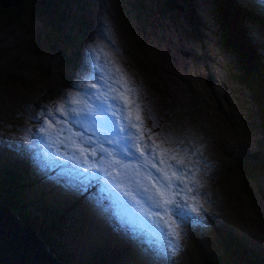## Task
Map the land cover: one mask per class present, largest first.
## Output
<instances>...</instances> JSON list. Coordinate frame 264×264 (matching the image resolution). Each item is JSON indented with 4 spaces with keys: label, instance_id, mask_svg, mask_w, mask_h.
Instances as JSON below:
<instances>
[{
    "label": "rangeland",
    "instance_id": "1",
    "mask_svg": "<svg viewBox=\"0 0 264 264\" xmlns=\"http://www.w3.org/2000/svg\"><path fill=\"white\" fill-rule=\"evenodd\" d=\"M55 1L60 3L59 0ZM163 1L87 0L88 15L93 16L90 22L95 27L89 31L88 37L81 38L76 54L86 66L84 69L74 68V61L62 64L63 57L54 43L56 37L49 38V34L45 37L49 24L46 25L41 17L32 16L28 11L29 5L18 6L8 14L0 12V116L11 115L1 121L9 122L15 112V125L22 132H31L37 124L32 117V113L37 114L36 105H42L44 109L50 106V102H45L44 95L39 98L38 95L45 87L49 88L55 83L69 84L63 86L67 97L88 78L87 90L90 94L115 89L119 84L120 90L133 101L131 107L134 114L139 112L141 115L144 141L155 136L157 140L152 141L158 155L168 161L162 167L172 181L179 177V188L173 183V191L182 189L181 197H187L190 206H202L204 210L202 222H185L178 228L181 231L179 250L174 254L166 252L159 258L158 264H209L208 258H205L207 254L218 264L220 248L216 251L212 242H220L216 238L211 240V229H223L234 243L250 245L264 253V168L259 162L264 161V129L260 117L262 105L250 95L249 84L239 79L240 66L235 54L226 52L219 43L217 23L222 22L215 17H220L215 1L191 0L188 7L193 21L187 15L181 17L177 7L176 10L174 5L167 7ZM243 1L254 4L250 5L251 10L253 6L260 5L259 0ZM50 3L54 4V0H50ZM137 3L142 7L132 6ZM78 6L82 7L80 4ZM244 8L248 12V7ZM47 13L50 18L49 3ZM257 14L242 16L244 24L240 27L248 43L255 42L254 48L255 44L262 47L259 53L254 50L259 61H262L264 7ZM61 21L63 16L58 18L59 34L65 30L64 26L59 25ZM65 23H69V20ZM195 30L198 33L188 34ZM67 53L71 56L70 49ZM67 67H71V73ZM207 67L212 68L209 72L211 75ZM63 74L61 80L59 77ZM154 87L159 92H155ZM49 100L54 101L57 114L61 117L63 113L60 110L66 105L64 96L49 91ZM205 107L209 108L211 118L203 115ZM146 118L159 125V133L149 134L143 125ZM52 129H56L53 124ZM213 130L216 131L215 135ZM217 133L224 135L219 138ZM15 134L14 128L9 125L0 127V136L5 135L3 140L8 142L6 145L18 143L19 138L23 137ZM46 135L48 138L47 132ZM220 142L225 145H220ZM24 145L25 151L31 148L36 150L32 144L24 142ZM49 149L53 151L54 148ZM41 154L34 155L38 162L43 163L46 156ZM245 163L248 165L244 166ZM199 165L203 170H197ZM236 165L243 170L230 168ZM173 171L177 177H172ZM47 175V170L37 168L33 175L24 174L15 187L16 193H28L30 207L42 213L41 220L35 218L38 221L37 230L42 236L49 232L51 225L59 229L65 227V240L70 236L73 245L89 249L91 255L100 253L103 261L112 259L110 264H114L115 255L116 264H156L155 253L144 252V248L148 247L146 244L137 247L127 239L126 246L122 243L124 238L109 226L110 223L119 224V218L111 209L104 218H100L83 201L63 195L59 188L49 183V192L53 187L57 188L56 198L61 196L69 203L64 217L56 218L60 212L30 192L33 181L29 182V176L35 184L42 185L46 182L41 177ZM0 199L3 201V198ZM211 211L215 213L213 227ZM9 212L17 220L16 212L11 209ZM138 216L142 223L129 224V230H124V227L126 234L134 235L132 228L135 227L138 241L151 238L158 241L153 248H166L172 238L163 240L164 230L158 221L153 219L147 222V216ZM177 224L180 222L177 221ZM153 229H158L155 236L150 235ZM226 249L229 250L227 246ZM127 250L130 252L126 253ZM248 254H251L250 249ZM122 257L124 259L121 260ZM80 259V263L74 261L72 264H100L98 258L86 259L84 252H81ZM244 261L245 264H264L260 255L242 258V263ZM226 263L230 264L231 261Z\"/></svg>",
    "mask_w": 264,
    "mask_h": 264
},
{
    "label": "snow or ice",
    "instance_id": "2",
    "mask_svg": "<svg viewBox=\"0 0 264 264\" xmlns=\"http://www.w3.org/2000/svg\"><path fill=\"white\" fill-rule=\"evenodd\" d=\"M259 3L264 7V0H259ZM64 99L67 100V93ZM132 103L117 84L115 89L92 93L90 102H85L82 107L75 106L78 101H72L60 110L63 115L58 122L45 111L44 115L57 127L53 130L50 123L47 128L40 129L49 134L48 146L55 149L41 164L49 173L41 179L59 188L69 198L82 200L100 218H104L110 209H115L119 224L110 223L112 230L137 247L146 244L148 247L144 252H154L158 264L166 252L174 254L179 250L181 231L178 228L185 222H202L204 210L202 206H190L187 197H181L182 189L173 191V183L179 188V177L173 171L172 177L177 179L172 181L164 167H157L158 164L167 165L168 161L155 160L151 145L143 139L141 115L139 112L134 114ZM7 146L19 154V145L9 143ZM149 166L156 170L155 173ZM142 170L147 171L148 178L156 179L159 187L147 184ZM161 173L163 179L159 178ZM161 211L168 217L164 224L170 229L172 238L166 248H153L158 241L151 238L138 241L135 227L132 228V236L123 230L125 224L142 223L138 213L160 217ZM157 231L153 229L150 235L155 236Z\"/></svg>",
    "mask_w": 264,
    "mask_h": 264
},
{
    "label": "trees",
    "instance_id": "3",
    "mask_svg": "<svg viewBox=\"0 0 264 264\" xmlns=\"http://www.w3.org/2000/svg\"><path fill=\"white\" fill-rule=\"evenodd\" d=\"M74 1V2H73ZM191 0H165L163 1V4L169 7V5L173 4L174 8L176 10V7L178 8L179 12L181 13V17L183 15H187L190 20L191 19V11H189L188 4ZM235 3H237V0H233ZM58 3L54 0V4L50 3V0H42L39 3H35L34 0H21L18 2L15 7L14 6H0V12L3 14L11 13V9H18L19 7H23L25 5H29L28 11L29 13L34 17H41L45 20L46 25L49 24V32L47 33L45 31V34L47 37L49 34L50 37H56V41H54L55 44H57V48L60 51V55L63 57L62 64L64 62H75L74 67H86L81 63L80 58L76 55L79 51V43L81 38H84V36L88 37L89 31L95 27V25H91V17L88 15V8L87 6V0H59ZM49 3V13L52 14V16L49 18V14L47 13V7ZM78 4L82 5V7L78 6ZM240 6V3H238ZM251 4L246 3V6L248 7V12H246L242 16H247L249 14L251 15H258L255 8L251 10L250 7ZM92 6V4L90 5ZM134 8L136 7H142L140 3H137L136 5H132ZM12 7V8H11ZM51 8V9H50ZM11 16V15H10ZM63 16L62 25L59 23L60 26H64L65 30L59 34L58 30V18ZM237 18V22L239 25H243L244 21L242 18ZM54 17V18H53ZM8 19V17H7ZM12 19V17H11ZM10 20V19H8ZM67 20H69V23H65ZM193 21V20H192ZM15 22V21H12ZM222 24L217 23V31L219 35V43L221 47L226 52H233L235 56L237 57L238 65L240 66V72H239V79L242 80L243 83H248L250 88V95L257 103H261L262 108L260 112L261 117V124L264 127V60L259 61L258 57L255 53L249 58V61L241 59V57L238 54L237 48L233 47L232 45H229L226 40V34H227V28L226 25L221 21ZM194 26H196L194 24ZM199 28V27H197ZM190 33H198V30L195 31H189ZM52 46V45H49ZM71 50V56L67 53V50ZM258 53L260 50H262V47L258 44H255V48ZM61 66V65H60ZM59 66V67H60ZM133 70V69H132ZM64 75L60 76V79L62 80ZM60 90V84L55 83L53 86L47 88L45 87L38 95V98L40 95H44L45 99L48 98L49 91H59ZM155 92H159L157 87H154ZM162 122V121H161ZM163 123V122H162ZM159 124L160 121H159ZM143 125L149 130V134L151 133H159L161 129H158L159 125L154 124L151 122L150 119L146 118L143 121ZM162 126V125H161ZM143 133V132H142ZM191 136L190 134H187ZM162 138V137H160ZM151 140H157L155 136L149 137ZM149 140H147L145 143H147ZM31 151V150H30ZM35 152V150L33 149ZM33 151L27 152L28 155H22L19 156L27 157V156H33ZM15 154V153H14ZM35 154V153H34ZM257 156V155H256ZM256 159H259V157H256ZM263 168H264V161H259ZM13 163L16 164V159L13 160ZM12 163V164H13ZM248 164L245 163L244 166H247ZM228 166V165H227ZM30 166H28L29 168ZM232 170L235 168L243 170L240 166H231ZM197 170H203L201 165L198 166ZM23 177L22 174L17 173L15 170L7 169L0 175V205L9 207L12 211H15L17 214V220L23 223L29 224L33 229L36 230V233L39 235L40 239L45 243L47 248L52 251V253L59 258L63 263L65 264H72L74 261L79 262V259L81 257V252L85 253L86 259L89 257H92L93 259H99L100 264H110L112 259L110 261H106L102 259L100 256L101 254L98 253L95 255H91L89 253V249H81L78 246L73 245V243L70 240V236L68 239H64L63 235L66 228H58L55 226H49V232L42 234L37 230V222L35 220L36 217L41 220L43 217L42 213L37 212L33 208L30 207L28 204V200L30 199L27 195H22L20 192H15V187L17 185L18 180H20ZM30 182V181H29ZM2 195V197H1ZM51 207H54L56 210L60 212V214L56 217L59 219H62L64 217V214L66 213V207H69L68 204H62V205H55V204H49ZM69 214V212H67ZM49 215L50 212H49ZM209 218V217H208ZM69 219V218H68ZM210 219V218H209ZM212 224V221H211ZM62 226V224H60ZM213 227V224H212ZM67 233L69 235V230H67ZM59 235V237L57 236ZM215 238L220 242L218 244L217 242H212L214 245V248L216 251L220 248V255H218L217 260L218 264H227L226 262L228 260L231 261L230 264H245L246 261L242 263V258H249L250 255L257 256L260 255L264 259V253L259 252L256 248L250 246V245H244L238 243H234V241L230 240V235L228 233H225L223 229H211V240H215ZM63 239V240H62ZM123 239V238H122ZM234 243V244H233ZM238 245V246H237ZM226 246L229 248L226 249ZM127 248V247H126ZM226 249V250H225ZM249 249L251 251V254L249 253ZM91 250V249H90ZM225 250V251H224ZM107 252V251H106ZM130 250H127L126 253H129ZM108 253V252H107ZM219 253V252H218ZM205 258L209 260V264H217L216 262L212 261L211 256L209 258L208 254L205 256ZM124 259V257L121 258V260ZM81 260V259H80ZM137 261V260H135ZM117 262V256L114 257V264Z\"/></svg>",
    "mask_w": 264,
    "mask_h": 264
},
{
    "label": "water",
    "instance_id": "4",
    "mask_svg": "<svg viewBox=\"0 0 264 264\" xmlns=\"http://www.w3.org/2000/svg\"><path fill=\"white\" fill-rule=\"evenodd\" d=\"M19 0H0V6L15 5ZM42 0H34L39 3ZM219 15L226 25L227 43L236 47L243 60L250 58L254 49L245 40L237 22L236 11L230 0H214ZM173 4L169 5L171 7ZM10 208L0 205V264H64L40 239L29 224L16 220Z\"/></svg>",
    "mask_w": 264,
    "mask_h": 264
},
{
    "label": "clouds",
    "instance_id": "5",
    "mask_svg": "<svg viewBox=\"0 0 264 264\" xmlns=\"http://www.w3.org/2000/svg\"><path fill=\"white\" fill-rule=\"evenodd\" d=\"M70 68L71 67H67V70L69 72H70ZM74 68H83V67H74ZM88 76L89 75H87L86 78H88ZM69 78H72V76H69ZM88 80H90V79L88 78ZM87 81H85V83H83L82 85H79V87L76 88L77 90L75 92H73L70 96L67 97V100H65V103H66L65 108L67 107L68 104H70L74 100L79 102L78 105H75L77 107H82L85 102H90L91 94L87 90ZM60 84L62 85V88H60V90L57 91L56 94L58 96H61V95L64 96L65 89L63 88V86L64 85L68 86L69 84L62 83V82ZM84 88H86L87 93L84 91ZM45 102H50V106H48L47 108L44 109V108H41L42 105L37 104L36 105L37 106V109H36L37 110V114L36 113H34V114L32 113L33 120L34 119H35V121L37 120V124L33 127L31 132H30V130L22 132L20 130L19 126L15 125V122H14L16 120L15 112L13 113V115H14L13 118L9 122H2L1 119L5 118V117H9L11 115L8 114V115L0 116V127H2L4 125H9L12 128H14V130L16 132L15 135H18V136L22 135L23 136V137L19 138L18 143H15V145H19V154H18L17 151L10 150L9 147L6 145V143H8V142L7 141L5 142V140H3L4 136L6 134L0 136V156H1L0 175H1L2 172H4L7 169L15 170L17 173H20L22 175H24V174L33 175V173L35 172V170L37 168H42V169L46 170L45 168L41 167L42 163L38 162V158L34 155V153H38V154L44 153V154H41L40 156H42V155L46 156V158H45V161H46L47 157L50 158V156L48 154H50V153L55 151L54 149H53V151H51L49 149V146H48L49 145V139L47 138L46 132H41L40 131V129L42 127L47 128L48 125L50 123H52V121H49L47 119V117L44 115V113H45V111H47L48 113H51L52 114V120L57 121V122L60 120V116L57 114V107H56L54 101L53 100H49V95H48V98L45 99ZM20 103H25V102H20ZM19 110H21V109L19 108ZM126 110H127V108H126ZM52 124L55 127H57V125L55 123H52ZM144 136L145 135H143V137ZM148 140L149 141L147 143H151L152 142L151 139L148 138ZM2 142L3 143L5 142V145H2L3 144ZM24 142L26 144H32L33 146L36 147V150L34 148H31V151H33V149L35 150V152L33 151L34 152L33 156H27V157L19 156L20 154L25 156V155H28L27 152H31L30 150L29 151H27V150L25 151L24 150V147H25ZM39 150H41L42 152H40ZM14 159H16V164L13 163ZM37 165L39 167H37ZM28 166H30V167L28 168ZM143 171L144 170H142V172ZM151 171L155 172L156 170H151ZM145 172H147V171H145ZM47 173H48V171H47ZM161 174L163 175V173H161ZM28 180L30 182L33 181V185L37 188V190L39 192V195H35L32 192V190L30 192L33 195H35L40 201H46L48 204H55L57 206L58 205L60 206L62 204H68V202L63 200V198L61 196L56 198V193L58 192L57 188L53 187L52 190L49 192V183H43L42 185L40 183H38V184L36 183L35 184L34 180L31 179L30 176H29ZM73 200L79 201L77 199H73ZM111 210H112V212L115 213V209H111ZM137 215L146 216L145 213H138ZM153 218H154V220L155 219L157 220L158 217H153ZM151 220H153V219H148L147 218V222H149ZM159 225H161V224L159 223ZM124 227H125L124 230H129L130 229L129 228V224H125ZM161 227H163V226L161 225ZM163 230H164L163 240L167 241V240H169V238H171L170 231H169V229H166L164 227H163ZM166 236H168L169 238L166 239ZM127 242H128L127 240H125V241L123 240L122 243L125 244V246H126Z\"/></svg>",
    "mask_w": 264,
    "mask_h": 264
},
{
    "label": "bare ground",
    "instance_id": "6",
    "mask_svg": "<svg viewBox=\"0 0 264 264\" xmlns=\"http://www.w3.org/2000/svg\"><path fill=\"white\" fill-rule=\"evenodd\" d=\"M234 6H235V11L236 12H238V13H240L241 15H244L246 12H247V10H246V8H244V6H240L239 4H234ZM221 17V16H220ZM244 27V26H243ZM168 32V31H167ZM255 42H252V43H250L252 46H253V44H254ZM230 45V44H229ZM234 47V46H233ZM236 48V47H235ZM253 49H254V47H253ZM176 61H177V59H176ZM197 61V60H196ZM207 61V60H206ZM178 62V61H177ZM172 63V62H171ZM174 63V62H173ZM195 63V62H194ZM178 65V64H177ZM176 65V66H177ZM198 65V64H197ZM196 65V66H197ZM202 65V64H201ZM188 66H190V65H188ZM200 66V65H199ZM187 67V66H186ZM190 67H192V66H190ZM202 67V66H201ZM212 67V66H211ZM174 68V67H173ZM188 69V68H187ZM207 69H208V73L210 72V70L212 69V68H210V67H207ZM190 70V69H189ZM174 71V70H173ZM192 71L194 72V69L192 68ZM209 75H211L210 73H209ZM168 76V75H167ZM173 76V75H172ZM191 78H192V76H191ZM189 80V79H188ZM191 80V79H190ZM224 80V79H223ZM185 81V80H184ZM177 82V81H176ZM180 83V82H179ZM191 83V82H190ZM216 83V82H215ZM170 84V83H169ZM168 84V85H169ZM176 84V83H175ZM178 84V83H177ZM181 84V83H180ZM183 84V83H182ZM181 84V85H182ZM192 85V84H191ZM178 86V85H177ZM220 86V85H219ZM180 87V86H179ZM216 87V86H215ZM181 88V87H180ZM186 88V87H185ZM193 88V87H192ZM113 89V88H112ZM187 89V88H186ZM217 89V88H216ZM183 91H185V90H183ZM218 91V90H217ZM186 92V91H185ZM200 93V92H199ZM183 94V93H182ZM175 95V94H174ZM177 96V95H176ZM203 115L207 118V117H209V118H211V112H210V110H209V108L208 107H205L204 109H203ZM189 113H190V111H189ZM202 114V113H201ZM214 116V115H213ZM212 116V117H213ZM204 119V118H203ZM214 119V118H213ZM198 120V119H197ZM215 120V119H214ZM202 121V120H201ZM214 122H216V120L214 121ZM187 123V122H186ZM202 123V122H201ZM219 124V123H218ZM195 124H193V126H194ZM176 126V125H175ZM221 126V125H220ZM186 127H188V126H186ZM197 127V126H196ZM197 128H199V127H197ZM187 129V128H186ZM201 129V128H200ZM204 129V128H203ZM226 131V130H225ZM213 132V134L215 135L216 134V131H212ZM226 133V132H225ZM222 134V133H221ZM219 135L218 133H217V135L219 136V138H220V136H223V135ZM223 143V146L225 145L224 144V142H222ZM222 143L220 142V145H222ZM204 151V150H203ZM204 153V152H203ZM206 153V152H205ZM221 190V189H220ZM218 192V191H217ZM219 192H221V191H219ZM223 192V191H222ZM221 192V193H222ZM225 192H226V190H225ZM227 193V192H226ZM225 193V194H226ZM224 194V195H225ZM216 195V194H215ZM221 197V196H220ZM223 197V196H222ZM227 197H228V195H227ZM215 200V199H214ZM213 200V201H214ZM224 200V199H223ZM217 203V202H216ZM227 203V202H226ZM225 204V203H224ZM228 204V203H227ZM221 205H222V203H221ZM229 205V204H228ZM229 207V206H228Z\"/></svg>",
    "mask_w": 264,
    "mask_h": 264
},
{
    "label": "flooded vegetation",
    "instance_id": "7",
    "mask_svg": "<svg viewBox=\"0 0 264 264\" xmlns=\"http://www.w3.org/2000/svg\"><path fill=\"white\" fill-rule=\"evenodd\" d=\"M240 1H241V0H237V4L240 3ZM236 16H237V17H241L242 15H241L240 13L236 12ZM215 17H216L217 19H219L220 21H222V18H221V17H218L217 15H215Z\"/></svg>",
    "mask_w": 264,
    "mask_h": 264
},
{
    "label": "crops",
    "instance_id": "8",
    "mask_svg": "<svg viewBox=\"0 0 264 264\" xmlns=\"http://www.w3.org/2000/svg\"><path fill=\"white\" fill-rule=\"evenodd\" d=\"M32 192L35 194V195H39V192L37 190V188L33 185V188H32Z\"/></svg>",
    "mask_w": 264,
    "mask_h": 264
}]
</instances>
